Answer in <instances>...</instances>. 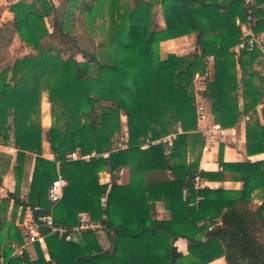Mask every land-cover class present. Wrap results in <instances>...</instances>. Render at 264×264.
Wrapping results in <instances>:
<instances>
[{
    "label": "trees",
    "instance_id": "1",
    "mask_svg": "<svg viewBox=\"0 0 264 264\" xmlns=\"http://www.w3.org/2000/svg\"><path fill=\"white\" fill-rule=\"evenodd\" d=\"M157 4L163 28L155 23ZM8 10L0 45L12 31L30 51L0 65V145L16 151L15 188L0 203V264H209L221 257L226 264H264V158L226 161L220 143L219 168L201 169L206 138L195 107V76H206L212 57L214 74L203 94L215 121L234 127L248 114L247 154L264 153V72L258 68L264 52L236 49L264 32V0H138L134 6L128 0H16ZM243 23L250 34L244 35ZM189 34L197 35L194 53L161 57L162 41ZM44 92L54 159L43 154ZM122 115L127 147L116 148ZM74 152L97 156L69 159ZM10 163L0 153V167ZM126 166L130 182L118 183ZM104 171L109 183L100 181ZM59 174L67 185L52 201L49 188ZM197 175L204 181L199 188ZM226 180L242 186L205 185ZM254 199L260 201L255 208ZM157 202L170 219L156 217ZM19 208H29L37 222L50 215L66 228L52 233L41 226L45 249L34 243L35 259L26 250L16 253L23 245L15 223ZM84 213L98 228L76 230ZM179 238L187 241V253L176 246Z\"/></svg>",
    "mask_w": 264,
    "mask_h": 264
},
{
    "label": "crops",
    "instance_id": "2",
    "mask_svg": "<svg viewBox=\"0 0 264 264\" xmlns=\"http://www.w3.org/2000/svg\"><path fill=\"white\" fill-rule=\"evenodd\" d=\"M16 1V0H10V3ZM61 0L60 2H62ZM56 5H59L60 3H57L54 1ZM10 17L11 13L9 12ZM165 26V25H164ZM163 26V27H164ZM242 30L244 32V35H248L252 32L251 27L248 23H243L242 25ZM162 27V28H163ZM191 35H185L177 38H172L168 39L165 41H162L160 43V52L164 46V44H176L180 45L177 48L175 47L174 49H166L164 52L165 56L162 58H166L169 53H177L175 50H179V48H183L182 41L185 38H189ZM260 38H264V32L261 33V35H257ZM168 45V46H169ZM238 49V46L236 47ZM189 52L182 53L179 55H186ZM212 58V57H209ZM211 60V59H210ZM211 67L212 69L208 67V72L205 76V79H211L210 75L212 72L214 74V65H213V58H212V64ZM260 70L264 72V57L261 59V63L258 66ZM212 70V71H211ZM206 86V85H205ZM205 104H206V109H207V117L203 121H198V126L199 130L202 132V130L207 127L211 123H217L214 118V114L212 112V101L206 97ZM247 102L243 101V99L240 97V105H246ZM261 106L259 107L260 110ZM248 119V114H245L242 116V119L240 122L234 126V127H229V128H224L225 129V135L222 137H216L212 139L206 140V144L203 148L202 155L200 158V168L204 170H217L219 168L218 164V158H219V145L220 143L224 144V160L226 161H246V160H255V159H263L264 158V153L258 154V155H253L249 156L246 151V121ZM203 133V132H202ZM13 147H5V146H0V153L7 154L11 158V163L10 167L7 170H3L2 167H0V203L1 199L3 197L7 196L8 191H13L15 188V177L13 173V164L15 160V155L16 151L13 150ZM43 154L46 158L49 159H54L53 154L50 151L49 143L44 139L43 141ZM33 167H34V157L31 158V161L28 163L26 167V178L23 182V187H22V194L27 195L29 191V185L31 181V176L33 173ZM170 175V174H169ZM171 176V175H170ZM154 175H150L149 178L153 179ZM100 181L102 183H109L111 181V175L108 172H101L100 174ZM118 183L121 184H128L130 182V170L129 167H123L120 170L119 173V178L117 180ZM205 185L209 186L210 188H220V187H225V188H236L239 189L242 186L241 182H232L229 180L226 181H206ZM257 201L260 204V201L257 199L252 200V202ZM258 204V205H259ZM13 208V202L10 203L9 206V212L8 216L10 217L11 211ZM156 217L159 219H170L171 218V213L168 209H166L165 205L163 202H157L156 204ZM33 219L32 212L29 208H27L23 213L22 209L19 208L17 212V216L15 218V223L18 225L21 229V233L23 234L24 231V225L27 221H30ZM87 219L89 220V216L87 214H82V220ZM99 226V225H98ZM98 228V227H97ZM107 237L106 231L104 230H99V238L101 243L103 244L104 247H107L106 244L103 242L102 238L103 235ZM105 237V238H106ZM42 247L45 249V244L41 243ZM176 246L178 249L184 253H187V241L183 238H179L176 241ZM23 250H26L29 252L31 258L35 259L36 258V252L34 248V244L26 245V246H19L18 249H16V253L20 254ZM225 261L224 257L218 258L209 264H216L218 262ZM220 264V263H219Z\"/></svg>",
    "mask_w": 264,
    "mask_h": 264
},
{
    "label": "built area",
    "instance_id": "3",
    "mask_svg": "<svg viewBox=\"0 0 264 264\" xmlns=\"http://www.w3.org/2000/svg\"><path fill=\"white\" fill-rule=\"evenodd\" d=\"M255 48L258 47L262 49L264 52V38H260L259 36H251L248 39H243L239 45L238 48ZM205 76L196 74L195 76V107L198 115V121H203L207 117V109H206V98L203 92L205 91ZM203 135L205 136L206 140L216 138V137H222L225 135V129L222 127L219 123H211L207 127H205L203 130ZM166 140V139H164ZM116 147V146H115ZM127 147V139L126 141L118 144V147L116 148H125ZM15 150V149H14ZM93 156H97V153L92 152L90 154H87L85 156H81L79 153L74 152L72 154L68 155L69 159L77 160V159H90ZM195 188L202 187L204 185V181L197 175L195 176L193 180ZM67 185L66 179L59 174L58 178L53 182L51 187L49 188V198L52 201H58L62 195H63V189ZM40 221L37 222L35 220L27 221L24 225V231H23V245H30L34 244L36 242L44 243V235L41 233V226H45L50 229V232H60L65 233L66 228L58 226L54 223L52 216H43L39 219ZM98 224H95L91 222L90 220L84 219L82 220V224L76 228V230L85 229V228H97ZM16 249H18V246H15Z\"/></svg>",
    "mask_w": 264,
    "mask_h": 264
},
{
    "label": "rangeland",
    "instance_id": "4",
    "mask_svg": "<svg viewBox=\"0 0 264 264\" xmlns=\"http://www.w3.org/2000/svg\"><path fill=\"white\" fill-rule=\"evenodd\" d=\"M53 1H56L57 3H61L60 2L61 0H53ZM128 1L130 2V4L132 6H134L135 2L138 0H128ZM9 4H10V0H0V26L10 18V14H9V10H8ZM155 9H156V11H155L156 12L155 13V23L157 24V28H162L165 25V21H164V16H163L161 5L157 4L155 6ZM189 35H191L189 38H185L182 41L183 48H181V49L179 48V50H175L177 53L182 54V53L189 52L188 54H191V53H194L196 51L197 35L196 34H189ZM6 38H7V43L0 45V65L1 66H5L6 64L11 63L13 58L16 55L25 54V53H28L30 51L29 48L22 47L19 39L15 38V34L13 35L12 31L7 32ZM11 39H12V41H11ZM102 39H104L103 34H101L99 37V40H102ZM168 45L169 44H166V45L164 44V46L160 52L161 57L165 56L164 52L166 51V49H174L175 47L177 48L178 46H180V45L176 46V44H171V43L169 46ZM188 54H186V55H188ZM207 60H208V67L212 69L213 68V67H211L212 58H208ZM212 72H210L211 78L213 77ZM41 110H42V119L41 120H42V125L44 127V139L46 140L45 134L52 124L51 108H50V103L48 102L46 92H44V94H43ZM122 123H123L122 130L114 136V141H115L116 147H118V144H120V143L126 141V139H128L125 115H122ZM258 204L259 203L257 201H255V202L253 201L251 203V205L254 208ZM102 235H103V238H102L103 242L106 244L107 247H109L110 246L109 239L106 236H104V234H102ZM219 263L220 264H226V261H221V262H218L216 264H219Z\"/></svg>",
    "mask_w": 264,
    "mask_h": 264
}]
</instances>
